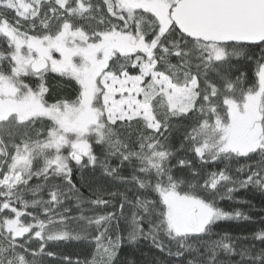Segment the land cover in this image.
<instances>
[{
	"label": "snow or ice",
	"instance_id": "snow-or-ice-1",
	"mask_svg": "<svg viewBox=\"0 0 264 264\" xmlns=\"http://www.w3.org/2000/svg\"><path fill=\"white\" fill-rule=\"evenodd\" d=\"M257 194L264 0H0V264H264Z\"/></svg>",
	"mask_w": 264,
	"mask_h": 264
},
{
	"label": "trees",
	"instance_id": "trees-1",
	"mask_svg": "<svg viewBox=\"0 0 264 264\" xmlns=\"http://www.w3.org/2000/svg\"><path fill=\"white\" fill-rule=\"evenodd\" d=\"M243 199H249V196H242ZM252 204L254 205V208H250L247 205H239L241 209L245 212H248L250 215H252L257 221L260 219L261 212L260 209L264 207V205L261 204V198L259 194L256 195V197L252 198ZM222 206L225 208H229L228 202H222ZM226 225L228 227V230L233 234V235H239L241 233H247L248 231L251 230V226L247 222H226ZM144 252L147 253V255H141L138 254L139 259L142 262L150 261L154 256H158L159 254L156 253L155 250H149L147 247H145Z\"/></svg>",
	"mask_w": 264,
	"mask_h": 264
}]
</instances>
